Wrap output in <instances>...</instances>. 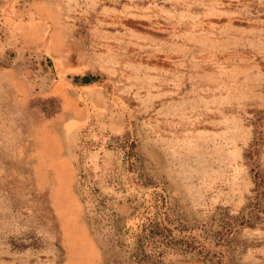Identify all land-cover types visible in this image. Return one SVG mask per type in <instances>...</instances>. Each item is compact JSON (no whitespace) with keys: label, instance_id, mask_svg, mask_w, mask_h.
<instances>
[{"label":"rangeland","instance_id":"1","mask_svg":"<svg viewBox=\"0 0 264 264\" xmlns=\"http://www.w3.org/2000/svg\"><path fill=\"white\" fill-rule=\"evenodd\" d=\"M165 210L161 264H264V0H0V264H136Z\"/></svg>","mask_w":264,"mask_h":264},{"label":"trees","instance_id":"2","mask_svg":"<svg viewBox=\"0 0 264 264\" xmlns=\"http://www.w3.org/2000/svg\"><path fill=\"white\" fill-rule=\"evenodd\" d=\"M48 63L50 64L49 60ZM94 80L95 78L90 76L73 78V82L81 86H86ZM131 148H133L132 144ZM162 201L165 204L164 198ZM170 224L169 214L165 210L155 219L141 225L136 238L135 251L131 256L136 264H161L166 253L174 251L184 254L198 247L192 237L193 240H189L188 237L185 239L176 237L173 230L177 229L172 228ZM179 228V232L183 233V227Z\"/></svg>","mask_w":264,"mask_h":264}]
</instances>
